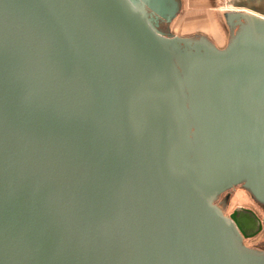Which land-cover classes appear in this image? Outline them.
Here are the masks:
<instances>
[{"label":"water","instance_id":"water-1","mask_svg":"<svg viewBox=\"0 0 264 264\" xmlns=\"http://www.w3.org/2000/svg\"><path fill=\"white\" fill-rule=\"evenodd\" d=\"M168 1L0 0V264H264L215 205L264 206V11L218 49Z\"/></svg>","mask_w":264,"mask_h":264},{"label":"rangeland","instance_id":"rangeland-1","mask_svg":"<svg viewBox=\"0 0 264 264\" xmlns=\"http://www.w3.org/2000/svg\"><path fill=\"white\" fill-rule=\"evenodd\" d=\"M232 1L234 0H179L180 11L164 30L172 36L185 40L204 37L217 48L224 49L229 38L225 16L238 11ZM227 194L229 199L224 208L225 215L242 208L253 211L259 219L264 220V209L258 206L240 186L229 190ZM218 200L215 201V205ZM245 246L264 250V223L262 231L246 241Z\"/></svg>","mask_w":264,"mask_h":264},{"label":"flooded vegetation","instance_id":"flooded-vegetation-1","mask_svg":"<svg viewBox=\"0 0 264 264\" xmlns=\"http://www.w3.org/2000/svg\"><path fill=\"white\" fill-rule=\"evenodd\" d=\"M167 1V3H168V5H170L171 6V1L169 2L168 0H166ZM177 2H178V12L175 14V16L173 17V19L176 17V15H178V13H179V11H180V3H179V0H177ZM232 2H235V4H237V5H240V6H245V7H248V8H251V9H256V10H260L261 8L263 9V11H264V0H234V1H232ZM158 8H159V10H160V6H158ZM173 19L170 21V22H166L165 20H160V22H159V28L161 29V30H163V31H165L166 32V30H164L165 29V27H167L172 21H173ZM228 33L230 34V28H229V26H228ZM176 37V36H175ZM229 39V38H228ZM212 43V42H211ZM213 44V43H212ZM214 45V44H213ZM216 48H217V46L216 45H214ZM219 49V48H218ZM181 50H186V48L184 47V46H181ZM187 51H189V50H186V51H184V52H187ZM244 190V189H243ZM244 191H246V190H244ZM247 192V191H246ZM248 193V192H247ZM249 194V193H248ZM223 195V197L221 198V196ZM249 196L250 197H252L250 194H249ZM221 198V199H220ZM218 199H220V200H218ZM228 199H229V195L227 194V192H225V193H223V194H221L220 196H218L217 198H216V200L215 201H217L218 200V202H217V206L221 209V211H222V213L225 215V212H224V208L226 207V205H227V203H228ZM253 199V198H252ZM253 201L258 205V206H260L262 209H264V206L263 205H261V204H259V203H257L254 199H253ZM242 209V208H241ZM241 209H239V210H234V211H240ZM246 210H249V209H246ZM233 211V212H234ZM250 212H251V214H252V218L250 219V221L252 222V224H253V226H254V229L255 230H257L258 228H259V232H258V234L262 231V228H263V223H264V220L263 219H259L258 217H257V215L253 212V211H251V210H249ZM232 212V213H233ZM232 213H229L228 215H225V216H229V215H231ZM257 235H255L254 237H256ZM254 237H252V238H254ZM251 239V238H250ZM249 239H243V245L245 246V242L246 241H248ZM247 248H249V247H247ZM250 249H254V250H257V251H264L263 249H258V248H250Z\"/></svg>","mask_w":264,"mask_h":264},{"label":"bare ground","instance_id":"bare-ground-1","mask_svg":"<svg viewBox=\"0 0 264 264\" xmlns=\"http://www.w3.org/2000/svg\"><path fill=\"white\" fill-rule=\"evenodd\" d=\"M248 13H250L249 11H247ZM251 14H254V15H256L255 13H253V12H251Z\"/></svg>","mask_w":264,"mask_h":264},{"label":"trees","instance_id":"trees-1","mask_svg":"<svg viewBox=\"0 0 264 264\" xmlns=\"http://www.w3.org/2000/svg\"><path fill=\"white\" fill-rule=\"evenodd\" d=\"M259 11H263V9L262 10H259Z\"/></svg>","mask_w":264,"mask_h":264}]
</instances>
